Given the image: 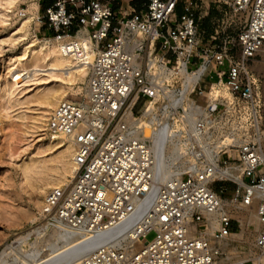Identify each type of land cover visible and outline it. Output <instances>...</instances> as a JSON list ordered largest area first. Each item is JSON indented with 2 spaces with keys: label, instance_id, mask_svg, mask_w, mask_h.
I'll list each match as a JSON object with an SVG mask.
<instances>
[{
  "label": "built area",
  "instance_id": "obj_1",
  "mask_svg": "<svg viewBox=\"0 0 264 264\" xmlns=\"http://www.w3.org/2000/svg\"><path fill=\"white\" fill-rule=\"evenodd\" d=\"M179 1L53 0L36 17L65 54L89 66L86 97L61 100L47 121L48 135L71 142L75 166L68 184L45 194L42 216L91 235L119 227L77 264L261 262L264 94L251 61L264 54V0H234L235 11H248L235 42L204 38V0H185L176 16ZM144 110L159 119L170 112L166 139L183 146L173 164L186 168L165 180L150 139L130 125ZM212 216L214 242L192 234ZM235 225H253L257 257H226L219 241ZM125 234L129 242H120Z\"/></svg>",
  "mask_w": 264,
  "mask_h": 264
},
{
  "label": "rangeland",
  "instance_id": "obj_2",
  "mask_svg": "<svg viewBox=\"0 0 264 264\" xmlns=\"http://www.w3.org/2000/svg\"><path fill=\"white\" fill-rule=\"evenodd\" d=\"M31 1L0 0V251L18 236L49 224L42 216V208L36 204L35 196L39 195L43 200L51 188L42 192L36 189V185L41 179L61 176L67 161L63 157L67 147L64 141L49 143L50 135L46 132L49 107L41 103L40 97L50 88L62 86L71 88L67 89L66 97L69 100H82L85 94L81 89L79 94L73 95L72 88L76 90L77 87L68 81L67 75L44 65L43 58L48 46H42V39L55 35L39 26L36 17L44 13L43 4L50 0H38L39 7L34 9L32 20L23 26L21 21L30 15ZM184 1H179L176 16L183 12ZM204 1L208 3V14L199 22L204 38L209 39L210 35L217 33L216 42L224 38L235 42L246 22L247 9L235 11L234 0ZM20 58L28 69L37 70H30L21 84L14 85L8 70ZM251 67L260 78L264 94V54L252 60ZM81 86L85 87V84ZM26 165H36L37 173L26 175ZM68 178L72 179L70 175ZM26 211L32 212L35 221ZM52 227L50 224L47 232L52 231ZM253 228L251 225L249 231L240 232L235 225L233 231L238 232L223 241L222 248L230 261L247 259L255 254ZM155 235L152 231L147 238L152 240ZM23 248H30V244H24Z\"/></svg>",
  "mask_w": 264,
  "mask_h": 264
},
{
  "label": "bare ground",
  "instance_id": "obj_3",
  "mask_svg": "<svg viewBox=\"0 0 264 264\" xmlns=\"http://www.w3.org/2000/svg\"><path fill=\"white\" fill-rule=\"evenodd\" d=\"M10 2H14V0H10ZM38 7V0H32L30 2V15L25 16V19L21 21L23 26L29 24L34 16V9H38ZM42 46H48V50L43 58V61L45 62L44 65L48 66L49 69L63 71L67 75L65 76L68 81H71L72 84L77 87L76 90H74V87L72 88L73 95L79 94V90L83 89L85 93L83 97H86L89 66L83 63L80 59L72 55L65 54L62 50V42L55 37L42 39ZM22 59H24V57ZM22 59L20 58L18 62H14L8 70L9 77L13 81L14 85L21 84L24 81V75L30 73V70H37L36 68L28 69V66L22 61ZM33 65L35 67L38 66V64ZM82 83L85 84V87L81 86ZM190 85L187 86L188 89L184 90L182 93L183 101H185L188 105L191 104L190 100L193 99V95L190 93L193 87V80L190 81ZM66 87L67 86H62L61 88L52 87L49 91H47V93L40 97L41 103L49 107L47 115L51 114L54 107L61 100L69 99L66 95L67 89H69L70 86L69 88ZM164 114L165 119H159L152 115L150 111L147 112L144 110L142 117L138 119V121L130 122L131 126L134 128L136 127L135 130L138 136L150 139V145L155 151L159 161L156 168L157 170H161V173L157 175L159 180H165L169 176L177 174L180 170L186 168L184 165L173 164L178 160L176 158V154L179 151L183 152L184 150L183 146L177 148L172 142L168 143L166 139V130H168V128L166 125L169 124V121L166 119H170L171 113L166 112ZM154 123L156 124L154 125ZM169 128H172L170 124ZM48 140L49 143L55 144L64 141V145H67V147L63 153V157L67 158V161L65 163L64 172L61 176L41 179L40 183L36 185V189L42 192H46V189L48 188L61 187L64 184H68L71 181V179L68 178L69 175L71 177L74 175L75 165L73 162V147L71 142L63 137L50 136ZM36 169V165H26L24 173L26 175L32 172L35 174L37 173ZM35 201L38 206L43 208L44 198L41 200L40 196L36 195ZM26 212L29 213L30 219L35 221L32 212ZM254 218L255 216L253 214L252 217L248 218V220L251 222L256 220ZM50 224L53 226L52 231H50L51 233L47 232L48 228H50ZM217 226L216 218L215 216H212L211 226H209L206 230L197 232L196 227L193 224L191 226V231L193 235H204L206 238L212 239L214 228ZM116 229L113 227V229L98 231L91 235L90 232L73 230L60 222L49 221V224L44 225L43 227L35 228L26 234H22L11 243H8L0 251V264H58L62 261L67 264H77L79 260L93 248V242L101 241L113 235V232H117ZM235 234L236 233L232 232L228 238L234 236ZM119 241L124 243L129 242L128 235H123ZM223 241L224 240L219 242L222 244ZM212 242H214L213 239ZM24 244H30V248H23ZM255 257H257V255ZM259 257L261 262L259 263L257 259H254L255 264H264V254L259 255Z\"/></svg>",
  "mask_w": 264,
  "mask_h": 264
},
{
  "label": "trees",
  "instance_id": "obj_4",
  "mask_svg": "<svg viewBox=\"0 0 264 264\" xmlns=\"http://www.w3.org/2000/svg\"><path fill=\"white\" fill-rule=\"evenodd\" d=\"M142 0H135V3L138 4V3H141ZM48 5L47 4H43V9H45Z\"/></svg>",
  "mask_w": 264,
  "mask_h": 264
},
{
  "label": "crops",
  "instance_id": "obj_5",
  "mask_svg": "<svg viewBox=\"0 0 264 264\" xmlns=\"http://www.w3.org/2000/svg\"><path fill=\"white\" fill-rule=\"evenodd\" d=\"M52 1H53V0H50V1H49L48 3H46V4H47V5H49V4H51V3H52ZM138 4H140V3H138Z\"/></svg>",
  "mask_w": 264,
  "mask_h": 264
}]
</instances>
